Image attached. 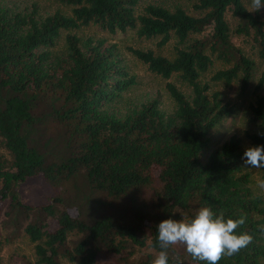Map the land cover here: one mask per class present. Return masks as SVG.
<instances>
[{
  "label": "trees",
  "instance_id": "obj_1",
  "mask_svg": "<svg viewBox=\"0 0 264 264\" xmlns=\"http://www.w3.org/2000/svg\"><path fill=\"white\" fill-rule=\"evenodd\" d=\"M70 7L40 15L33 4L16 9L0 3V200L10 197L5 223L13 226L21 215L35 213L23 225L42 264H102L116 255L126 260L137 247L159 251L158 224L168 218H192L210 207L225 219L246 217L238 232L253 241L219 264H264V198L250 186L244 171V150L235 134L219 144L208 142L209 131L234 106L224 102L202 76L215 60L223 66L209 76L230 83L240 78L249 87L256 62L232 40V33L249 36L263 62L249 103L255 131H247L249 146L264 144V19L246 10V0H197L194 12L140 0H59ZM251 1V0H250ZM237 19L230 27L227 13ZM96 24L114 33L134 29L138 36L160 37L162 46L174 38L169 56L153 48L126 47L146 67L164 78L176 74L191 87L186 95L172 81L166 89L175 102L163 110L156 97L126 107H109L137 80L123 61L116 42L82 37L73 30ZM62 30L64 47L55 49ZM201 33V35H200ZM48 105L38 114L40 101ZM50 116L63 129L59 151L48 153L35 142L37 123ZM157 171L159 219L146 227L119 222L103 213L80 218L56 207L61 197L31 204L22 201L18 185L35 176L57 183L83 172L88 184L119 197L152 180ZM264 180V168L259 169ZM49 217L43 221V216ZM79 234L68 244L70 235ZM0 236V250L8 241ZM177 253L184 264H201L183 246ZM1 264V262H0ZM140 264H152L148 253Z\"/></svg>",
  "mask_w": 264,
  "mask_h": 264
},
{
  "label": "rangeland",
  "instance_id": "obj_2",
  "mask_svg": "<svg viewBox=\"0 0 264 264\" xmlns=\"http://www.w3.org/2000/svg\"><path fill=\"white\" fill-rule=\"evenodd\" d=\"M196 1L197 0H140L139 9H141L144 4L151 2L163 4L170 8L181 6L188 11L194 12L193 4ZM0 3L16 9H28L35 4L40 15L51 13L57 9L66 13L70 12V7L64 5L59 0H0ZM250 3V0H246L247 6L250 5ZM258 12L264 19V8H261ZM227 18L230 22V27L234 28L237 19L232 17L229 12L227 13ZM65 32L66 30H62L55 49H62L64 47ZM73 32H76L82 37H104L107 41L116 42L124 63L127 65L129 71L136 75L137 82L125 91L119 100L109 105L110 108L118 110L119 113L124 112L128 106L147 101L153 97L158 99L159 105L163 110H172L175 106V102L166 89L167 81L174 82L186 95H191V87L185 81L180 79L179 76L173 74L169 78H164L155 74L150 71L142 61L137 59L126 49L128 45L141 48L150 47L160 53L171 56L174 53V38L170 39L164 45L158 46L156 42L160 37L145 38L138 36L134 29L110 33L96 24L81 26L80 28L73 30ZM231 37L236 45L255 60L256 65L253 78L249 87L246 89L241 88L240 78H236L230 83L210 80L209 76L213 71L223 66V63L218 59L214 61L209 71L202 76V81H209L212 90L216 89L220 92L224 102L234 106L233 112L225 116L217 125H215L209 131L207 137L208 142L213 146L235 134L241 138L242 148L245 151L249 146V139L246 137V132L255 131L257 129L255 123L250 119L249 103L256 97V92L253 90V86L261 71L263 62L259 59L256 46L249 36L232 33ZM260 93L264 94V88L260 90ZM47 109L48 105L42 100L37 105L36 110L37 113L40 114L47 111ZM246 122L247 130L242 133L240 128L236 126L243 125ZM63 137V129L59 124H56L50 116L43 117V119L37 123L35 142H37L41 149L47 150L48 153L52 154L59 151L64 142ZM242 166L244 171L249 174L250 186L252 189L261 194L264 198V190H261L257 184L259 180H263L259 169L245 167L243 160ZM160 185L161 181L155 170L152 180L149 183L134 188L132 192L127 195L113 197L107 195L103 191L93 189L88 184L84 173L79 172L75 176L57 183L46 181L41 176H35L21 182L16 189L22 201L31 204L50 201L53 196L61 197V201H56V207L66 208L73 214H77L80 218L87 221H90V217H96L106 213L113 216V218L119 222L141 223L146 227L147 225L156 222L160 217L156 194ZM9 202L10 197L0 200V236L8 234L10 237L0 250L1 264H42L36 259L33 242L29 240L28 236L25 235L23 231V225L26 221L31 217L34 218L36 214L33 213L28 216L22 214L21 218L19 217L18 223L13 224V226H7L5 223V212L8 209ZM42 216L43 221H46L45 219H48L49 221V217ZM78 236L79 234L70 235L68 244H71ZM181 248L182 246H177V249ZM158 252L159 251L153 247L146 245L137 247L132 255L126 260L120 259L114 255L113 258H101V263L140 264V261L148 253L151 254L153 260ZM63 264H75V262L64 260Z\"/></svg>",
  "mask_w": 264,
  "mask_h": 264
},
{
  "label": "clouds",
  "instance_id": "obj_3",
  "mask_svg": "<svg viewBox=\"0 0 264 264\" xmlns=\"http://www.w3.org/2000/svg\"><path fill=\"white\" fill-rule=\"evenodd\" d=\"M264 8V0H251L246 6L249 12ZM241 132L247 130V122L238 125ZM264 135V132H259ZM245 167L264 168V144L248 146L242 157ZM264 190V180L257 182ZM246 222V217L225 219L221 212L217 215L210 207H201L192 218L164 219L158 226L159 252L152 264H184L177 253V246H183L193 261L201 264H219L225 257H232L247 247L253 236L248 232H238Z\"/></svg>",
  "mask_w": 264,
  "mask_h": 264
}]
</instances>
